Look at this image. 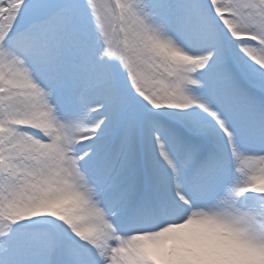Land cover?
<instances>
[{
	"label": "snow or ice",
	"instance_id": "1",
	"mask_svg": "<svg viewBox=\"0 0 264 264\" xmlns=\"http://www.w3.org/2000/svg\"><path fill=\"white\" fill-rule=\"evenodd\" d=\"M264 0H0V264H143L189 215L264 247Z\"/></svg>",
	"mask_w": 264,
	"mask_h": 264
},
{
	"label": "clouds",
	"instance_id": "2",
	"mask_svg": "<svg viewBox=\"0 0 264 264\" xmlns=\"http://www.w3.org/2000/svg\"><path fill=\"white\" fill-rule=\"evenodd\" d=\"M259 184L264 186V178ZM133 250L143 264H264V247L204 215H189L181 222L140 233Z\"/></svg>",
	"mask_w": 264,
	"mask_h": 264
}]
</instances>
